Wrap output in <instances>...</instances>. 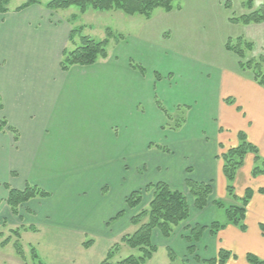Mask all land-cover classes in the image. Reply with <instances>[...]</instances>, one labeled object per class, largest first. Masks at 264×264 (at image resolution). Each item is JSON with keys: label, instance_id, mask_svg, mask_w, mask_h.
Segmentation results:
<instances>
[{"label": "crops", "instance_id": "1", "mask_svg": "<svg viewBox=\"0 0 264 264\" xmlns=\"http://www.w3.org/2000/svg\"><path fill=\"white\" fill-rule=\"evenodd\" d=\"M199 2L202 9L213 0ZM191 24L186 23L187 30H192ZM73 25L41 5L0 14V120L19 132L16 142L9 130L0 131V159L7 165L9 186L23 190L31 184L51 195L29 201L14 216L5 202L8 191L0 182V225L5 221L9 231L24 228V233L33 232L28 230L32 226L36 233L51 227L72 235L99 236L105 224L100 230L93 222L98 224L110 211L117 216L139 210L127 208V197L165 182L185 194L190 217L172 238L166 240L155 231L153 241L158 250L182 248L188 253L185 237L190 231L220 221L223 211L214 201L236 204L227 194L220 156L237 146L239 133H245L264 158V87L241 71L239 58L226 50V40L217 53L210 51L208 39H202L197 40L194 54L171 51L173 57L168 58L166 53L157 54L150 40L126 38L116 52L108 48L106 60L64 72L60 63ZM244 27L246 39L255 47L253 55L264 57V22ZM144 55L154 61L160 58L167 68L151 65ZM131 63L143 66L145 73ZM161 72L164 76L158 81L156 73ZM180 107L186 118L171 132L173 138L165 136L163 151L153 143L168 131L172 112ZM254 162V155H248L237 174V196L253 190L247 230L228 225L217 237L206 230L196 244L200 261L194 260L195 264L217 258L220 250L232 253L226 264H249V253L264 260V175L252 176ZM188 178L213 186L202 211L194 207ZM145 196L147 208L151 194ZM115 200L119 207L109 208ZM132 216L123 230L133 227ZM226 221L225 217L220 222Z\"/></svg>", "mask_w": 264, "mask_h": 264}, {"label": "trees", "instance_id": "2", "mask_svg": "<svg viewBox=\"0 0 264 264\" xmlns=\"http://www.w3.org/2000/svg\"><path fill=\"white\" fill-rule=\"evenodd\" d=\"M176 1L177 0H47L46 4L43 5L42 2L37 0H27L26 3L11 10L9 6L12 0H0V14H7L10 11L19 13L33 5H43L53 13L69 10L71 7H78L81 14H85L89 10L99 12L119 11L130 17L143 16L146 19H151L152 14L158 9H162L165 13H172L175 9L181 11L182 8L180 6L175 7ZM246 4L250 12L240 17H231L229 18V22L236 25L241 24L243 26L263 23L264 5L254 9L251 0ZM225 8L226 10L231 9L229 1L226 2ZM77 17L78 16H72V19L76 20ZM73 20H71V23ZM118 38L121 39L120 41L126 39L125 36L122 35H119ZM113 39L114 34L110 29L107 30L106 39L97 41L90 36L84 35V27H76L73 25L69 38V47L71 46V48L68 47L63 51L60 63L61 70L68 72L75 66H92L100 60H106L108 58L109 44ZM254 49V44L243 37L237 38L236 45L233 44L232 40H228L226 44V50L239 58V67L241 71L250 73L254 81L259 86L264 87V57L253 56ZM248 54H251V57H249ZM131 65L142 74L145 73V68L143 66L134 63H131ZM156 78L159 81L162 79V75L156 73ZM157 105L166 114V117L170 119V115L158 100ZM181 109L180 107L177 112H181ZM1 110H3V104L0 94V111ZM183 123L184 117L173 129H179ZM7 124L5 120H0V131L9 130L14 134L15 141L17 142L19 139V132L12 127H7ZM238 137V145L228 149L220 156L223 161V174L227 181V194L229 197H234L235 199L237 198L235 195L234 182L248 155H254L255 157L252 176L257 177L259 175H264V158L260 155L259 149L248 140L245 133H239ZM161 150L165 151L166 149ZM12 175L16 176L17 174L13 173ZM186 186L190 196L194 200V207L199 211L204 210L209 204V200L213 194L212 184L196 182L188 178L186 180ZM4 187L8 191V197L5 201L6 205L14 216H19L20 207L29 201L34 199H47L51 196L50 193L31 184H26L23 190L15 189L8 184H5ZM146 194H151V200L147 208L141 209L131 218V226L136 227V231L133 234L123 236L120 241L130 249L138 250L139 255H131L117 264H146L153 258L154 254L158 252V246L153 241V233L158 231L162 238L166 240L170 239L175 234L176 229L190 217V206L185 194L171 189L165 182L150 184L144 189L132 192L126 199L127 208L129 210L139 209L143 204ZM252 195V191L248 189L243 199L244 204L241 206L238 204L227 205L221 200H215L214 205L224 210L227 221L225 223L214 222L209 227H194L189 235L185 237V241L189 245L187 249L188 253L191 256L195 255L196 244L200 242L206 230H209L210 234L214 237H217L218 233L228 225H233L238 227L241 231H246L247 227L245 220L247 206ZM122 213L123 212H120L115 219L122 216ZM6 226V222L3 221V227ZM22 230L25 229L10 230L9 232L11 235L6 238L5 234L0 232V247L5 248L12 242V237H16L17 241L14 243V248L17 255L25 261V253L20 243ZM28 230L37 232V229L32 226L29 227ZM92 245V241L85 243L87 249L92 247ZM120 249V243L115 244L108 252L107 258L102 264H111L109 261L114 258L115 254L119 252ZM167 252L171 264H176L178 262L179 264H189L187 259L180 260L173 249L167 248ZM231 256V252L220 250L217 258L206 260L204 264H226ZM32 257L35 260L38 259L35 249H32ZM194 260L200 261L197 256H195ZM246 260L249 264H264V260L251 253L246 255Z\"/></svg>", "mask_w": 264, "mask_h": 264}, {"label": "rangeland", "instance_id": "3", "mask_svg": "<svg viewBox=\"0 0 264 264\" xmlns=\"http://www.w3.org/2000/svg\"><path fill=\"white\" fill-rule=\"evenodd\" d=\"M37 1L42 2L43 5L47 2V0ZM199 1L205 2L207 0H177L175 7L180 6L182 8L181 12L175 9L172 13H165L162 9H158L152 14L151 19H146L143 16L130 17L119 11L99 12L89 10L85 14H81L78 7H71L69 10L56 13L60 15L62 19H70V22L73 20L72 16H78L76 20L72 21V23L74 22L73 24H75L76 27H84V35L90 36L97 41L106 39L107 30L110 29L114 34V39L111 40V45L109 47L111 53H114V50L115 52L118 50V45L121 46V39L118 38L119 35L125 36V38L128 39L136 38L147 41L150 40L148 43L154 47L156 53H166L168 58L173 57L171 51H179L183 53L189 52L190 54H194V46L196 47L198 45L197 40L201 41L202 39H208L210 51L217 53L216 49L219 48V46L222 47V40H232L233 44L236 45L237 38L243 37L246 39L245 34H247V32L245 31V27L241 24L236 25L230 23L229 18L248 14L250 11L246 3L250 0H213V3L211 5L208 4L207 6L202 2L205 5L202 9L200 6L201 2ZM228 1L231 9L226 10L223 6L224 3ZM251 1L254 9L264 5V0ZM26 2L27 0H12L9 7L11 10H14ZM57 18H59V16H57ZM186 23H192V30L186 29ZM164 33H167V35L163 37V39L159 38V36L162 37ZM134 43L136 42H132L129 48L134 46ZM69 48H71V46ZM248 55L251 57V54ZM143 59L149 61L151 65L167 68L165 63L160 62V58L154 61L144 55ZM179 70L180 69L176 72ZM161 75L164 76L162 72ZM180 86L181 85H178L177 91H181L179 88ZM172 114L174 115V118L170 120L168 123L169 125H167L168 127L166 128L170 132L168 134V131L166 133L161 132V134L157 135L153 143L156 144L159 149H164L161 146H163L162 141L166 139L165 136L168 140L173 138L171 133L174 130L173 128L183 119V117L186 118L185 116L187 115L185 111H176L174 113L172 112ZM7 177V165L4 167L3 161L0 159V182L3 184H9ZM237 181L238 177L236 176L234 188L237 199L234 197H229V199L241 206L244 204L243 199L245 194L241 197L237 196ZM251 191L253 193V190ZM148 198V196H145L144 205L135 212L130 214L123 212L122 216L115 219L114 217L116 215L111 216L110 211L106 214L103 220L98 222V224L93 222L100 230H102V225L105 224L103 230L105 232L99 236L85 237L84 235H72L59 232L51 227H44L38 233L21 232L20 243L23 247L26 260L23 261L17 255L14 248V243L17 239L16 237H12V242L9 245L5 248L0 247V264H102L103 261L106 260L110 249L117 243H120L121 249L115 254L114 258L109 261V263L117 264L131 255L138 256V250L130 249L120 242L123 236L133 234L137 228L130 226V228L126 227L124 230L122 228L123 223L128 216L136 215L141 209L145 208ZM116 207H119L117 200H115L114 204L109 208L113 209ZM221 211L223 212H219L218 219L222 222L226 215L224 210ZM0 232L5 234V238L11 235L9 229L2 227L1 225ZM89 241H92L93 245L87 249L85 243ZM167 248L170 247H166V249L160 248L158 252L154 254L153 258L146 264H171ZM32 249H35V253L38 255L37 260L32 257ZM174 251L180 260L187 259L189 264H195L194 259L191 258L189 253H183L184 249L176 248ZM193 256L195 258V255ZM176 264H179V262Z\"/></svg>", "mask_w": 264, "mask_h": 264}]
</instances>
